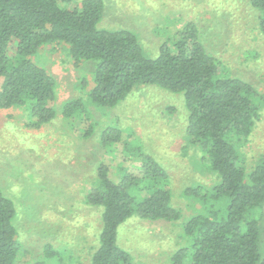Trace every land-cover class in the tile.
<instances>
[{"label":"trees","instance_id":"16d2710c","mask_svg":"<svg viewBox=\"0 0 264 264\" xmlns=\"http://www.w3.org/2000/svg\"><path fill=\"white\" fill-rule=\"evenodd\" d=\"M246 1L257 11L264 35V0ZM70 2L0 0V110L24 108L25 124L33 129L54 118L56 80L33 57L43 46L55 44L66 47L74 65H93L87 96L96 107L113 108L137 87L180 94L187 111L186 139L204 154L216 182L211 188L194 185L183 192L201 211L185 223L188 243L168 264H264V155L250 171L241 155L258 119L256 90L224 74L222 64L205 51L194 23H186L170 46L161 45L158 55L149 58L132 32L98 29L102 0H82L72 10L66 7ZM13 39L16 49L10 59L7 49ZM61 116L78 136L94 132L82 98L65 101ZM135 138L117 128L101 134L103 146L117 147L114 160L131 166H97L95 184L85 196L87 205L102 209L90 264H130V255L116 242L117 229L127 219L173 222L181 217L171 206L164 168L146 154L130 151ZM132 167L137 174L129 172ZM15 214L0 189V264H16L22 250L12 223ZM54 255L46 246L48 259Z\"/></svg>","mask_w":264,"mask_h":264},{"label":"rangeland","instance_id":"374dc122","mask_svg":"<svg viewBox=\"0 0 264 264\" xmlns=\"http://www.w3.org/2000/svg\"><path fill=\"white\" fill-rule=\"evenodd\" d=\"M66 6L79 8L82 0ZM98 29L132 32L149 58L161 45L170 46L186 23H194L205 51L217 59L224 74L250 84L260 103L242 159L250 171L264 155V35L257 11L246 0H102ZM10 41L7 55H15ZM33 61L56 80L55 116L38 129L25 124L24 108L0 110V189L14 208L12 220L22 250L16 264H90L98 247L102 220L100 207L85 203L96 180L98 164L130 167L114 159L115 145H102L101 134L117 128L136 138L134 154L153 158L167 174L171 206L180 211L177 221L150 222L133 216L117 229L118 247L130 264H168L170 256L187 245L183 228L201 211L186 188H211L215 175L204 154L185 136L187 111L182 96L157 87H137L115 107L92 105L87 92L93 87L91 63L74 65L63 44L43 46ZM82 98L95 124L90 137L76 135L61 116L67 100ZM117 145V144H116ZM129 172L138 173L136 167ZM46 246L55 252L46 256ZM185 264H189L185 261Z\"/></svg>","mask_w":264,"mask_h":264}]
</instances>
